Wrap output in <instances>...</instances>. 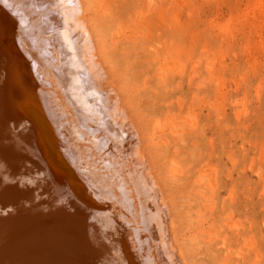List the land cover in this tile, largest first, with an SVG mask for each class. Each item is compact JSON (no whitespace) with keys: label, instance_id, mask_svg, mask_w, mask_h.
I'll list each match as a JSON object with an SVG mask.
<instances>
[{"label":"bare ground","instance_id":"bare-ground-1","mask_svg":"<svg viewBox=\"0 0 264 264\" xmlns=\"http://www.w3.org/2000/svg\"><path fill=\"white\" fill-rule=\"evenodd\" d=\"M93 46L82 0H0L2 154L13 172L28 160L20 175L33 180L27 208L15 187L0 191V264H93L89 212L112 218L107 246L96 240L105 264H190L142 130Z\"/></svg>","mask_w":264,"mask_h":264},{"label":"rangeland","instance_id":"rangeland-1","mask_svg":"<svg viewBox=\"0 0 264 264\" xmlns=\"http://www.w3.org/2000/svg\"><path fill=\"white\" fill-rule=\"evenodd\" d=\"M82 2L189 263L264 264V0Z\"/></svg>","mask_w":264,"mask_h":264},{"label":"snow or ice","instance_id":"snow-or-ice-1","mask_svg":"<svg viewBox=\"0 0 264 264\" xmlns=\"http://www.w3.org/2000/svg\"><path fill=\"white\" fill-rule=\"evenodd\" d=\"M9 127H12L10 124ZM8 141L0 139V164L4 166L6 171L0 175V191L5 187H15L21 194L22 199L19 201V207L27 208L31 205L32 200L30 198V186L33 184V180L24 173L23 176L20 175V172H23L24 169L28 168L29 161L24 160L20 164V172H13L11 165L8 160L3 156V148L7 145ZM61 204V207L68 211L69 214H74L75 209L72 208L71 202L65 204L62 200L58 201ZM9 207V206H5ZM11 212L9 215L15 214L17 211V205H11ZM71 209V211H69ZM4 217H0L2 219ZM87 220L94 225V228L86 232V237L89 245L95 249L96 257L93 261V264H105L106 255H110L111 252L106 253L98 246L96 242L97 236L99 235V241L102 245L107 246L108 240L105 239L106 234L112 227V218L109 216L107 218L93 217L92 213H88Z\"/></svg>","mask_w":264,"mask_h":264}]
</instances>
